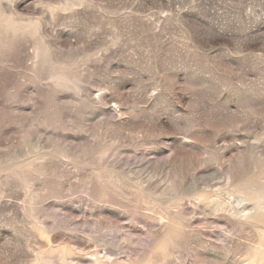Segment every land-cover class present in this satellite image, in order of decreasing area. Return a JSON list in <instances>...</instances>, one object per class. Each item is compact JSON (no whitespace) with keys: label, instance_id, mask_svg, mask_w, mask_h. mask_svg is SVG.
<instances>
[{"label":"rangeland","instance_id":"rangeland-1","mask_svg":"<svg viewBox=\"0 0 264 264\" xmlns=\"http://www.w3.org/2000/svg\"><path fill=\"white\" fill-rule=\"evenodd\" d=\"M0 264H264V0H0Z\"/></svg>","mask_w":264,"mask_h":264}]
</instances>
